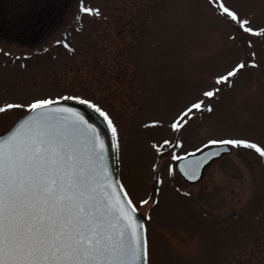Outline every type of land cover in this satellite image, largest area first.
Masks as SVG:
<instances>
[{
	"label": "rangeland",
	"instance_id": "obj_1",
	"mask_svg": "<svg viewBox=\"0 0 264 264\" xmlns=\"http://www.w3.org/2000/svg\"><path fill=\"white\" fill-rule=\"evenodd\" d=\"M75 2L48 33L0 39V107L24 106L0 113V134L35 100L89 99L117 126L119 179L145 216L150 264H264V157L230 146L196 184L175 170L210 141L264 148V0ZM198 101L212 110L178 120Z\"/></svg>",
	"mask_w": 264,
	"mask_h": 264
},
{
	"label": "snow or ice",
	"instance_id": "obj_2",
	"mask_svg": "<svg viewBox=\"0 0 264 264\" xmlns=\"http://www.w3.org/2000/svg\"><path fill=\"white\" fill-rule=\"evenodd\" d=\"M220 7L244 32H252L246 26L249 21L240 20L227 6ZM244 67L239 64L217 83ZM214 95V91L204 93L209 98ZM61 99L98 113L110 132L113 152L119 149L117 126L100 105L80 96ZM56 103L35 100L27 106L34 115L0 137V264H150L147 237L130 215L136 208L122 186L113 187L102 166L107 148L100 133L75 110L53 108ZM21 107L7 104L0 113ZM202 108L212 110L198 101L178 120ZM172 127L177 128V123ZM209 143L254 149L264 157V148L250 141Z\"/></svg>",
	"mask_w": 264,
	"mask_h": 264
},
{
	"label": "water",
	"instance_id": "obj_3",
	"mask_svg": "<svg viewBox=\"0 0 264 264\" xmlns=\"http://www.w3.org/2000/svg\"><path fill=\"white\" fill-rule=\"evenodd\" d=\"M52 107L53 108L66 107L73 109L76 112H78L81 116H83V118L89 124H91L93 127L97 129V131L100 133V139L104 142V145L107 148V151L105 152L102 161V166L106 169V174L108 175L109 181L113 184V187L115 188L117 186H122L118 177L116 152H113L111 148V143H112L111 135L105 123L103 122V118L100 117L98 113H95L94 110L88 108L86 105L79 104L71 100L59 101V103L53 104ZM33 115L34 113H30L28 111L27 113L22 115L19 119H17L9 129H7L4 133L0 134V137L7 136ZM62 115H67L69 116V118H72L70 113H65ZM81 147L82 150H84L82 142H81ZM229 152H230L229 146L217 145V146L207 147L196 154L188 155L186 157L179 159L176 162V170L186 182L197 183L202 178L204 168L208 164H210L211 161L218 159L222 156V154H226ZM130 215H134V221H138L139 224L142 225L141 234L142 236H145L143 215L137 209L134 214L130 213Z\"/></svg>",
	"mask_w": 264,
	"mask_h": 264
},
{
	"label": "trees",
	"instance_id": "obj_4",
	"mask_svg": "<svg viewBox=\"0 0 264 264\" xmlns=\"http://www.w3.org/2000/svg\"><path fill=\"white\" fill-rule=\"evenodd\" d=\"M68 1L0 0V39L17 41L16 36L34 37L43 30L47 31L61 19L59 15ZM76 2L75 8L77 7Z\"/></svg>",
	"mask_w": 264,
	"mask_h": 264
}]
</instances>
